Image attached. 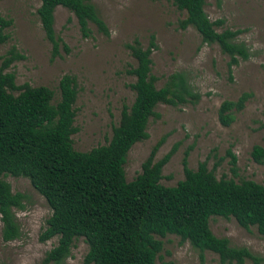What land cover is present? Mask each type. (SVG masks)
Segmentation results:
<instances>
[{"label": "trees", "instance_id": "obj_1", "mask_svg": "<svg viewBox=\"0 0 264 264\" xmlns=\"http://www.w3.org/2000/svg\"><path fill=\"white\" fill-rule=\"evenodd\" d=\"M184 17L177 22L180 29L192 27L203 44H215L227 55V70L250 56L248 46L237 39L240 29L215 27L222 19L209 20L203 10L204 0H172ZM71 12L82 38L89 37L88 23L107 35V27L97 15L90 0H39L36 15L53 55L59 43L66 46L53 31V12L57 7ZM10 19L0 16V44L8 35L3 31ZM149 35L143 47L137 38L126 43L133 66L125 72L134 77L129 87L134 93L129 105L122 104L118 122L112 126L104 144L86 151L72 147L70 135L76 132L72 107L76 88L72 75L63 74L57 82V97L43 85L15 84L14 74L4 72L13 61L23 58L14 47L0 56V236L9 241L19 236L14 209H23L24 195L11 192L5 175L27 178L44 198L50 209L39 241L56 237L41 264H63L70 254L74 239L81 237L87 250L83 264H167L156 256L162 243L158 237L168 234L187 241L198 251L217 255L220 264H243L261 259L245 247H235L225 237L210 231L212 216L232 217L242 228L255 227L264 236V185L252 180L216 179L201 161L195 169L187 166L186 152L181 159L182 178L173 186L159 183L161 168L174 147L160 158L154 153L162 143L160 137L152 146L138 172L126 181L123 171L126 154L132 144L147 137L150 117H157L159 104L177 106L193 102L197 94L184 71L169 73L161 86L151 73L150 53L156 47ZM16 92V93H14ZM249 93L242 92L234 100H222L217 108L218 122L228 126L233 111L242 109ZM230 171H235V155L227 150ZM250 157L264 163V149L253 145ZM215 166V165H214ZM202 257L200 256V259Z\"/></svg>", "mask_w": 264, "mask_h": 264}, {"label": "rangeland", "instance_id": "obj_2", "mask_svg": "<svg viewBox=\"0 0 264 264\" xmlns=\"http://www.w3.org/2000/svg\"><path fill=\"white\" fill-rule=\"evenodd\" d=\"M90 2L105 23L107 35L89 22L91 34L82 38L72 13L57 6L53 12V31L66 50L59 43L58 54L53 55L36 15L39 0H0V16L11 20L3 30L8 38L0 44V56L10 47L23 55L4 69L14 74L15 84L46 86L56 99L59 77L63 74L74 77L76 97L72 107L76 132L70 135L72 147L86 151L107 141L112 126L118 122L122 104L129 105L134 96L129 87L134 77L125 69L135 61L125 44L137 38L145 47L152 34L156 47L150 59L155 86H161L169 73L184 71L198 97L177 106L159 103L154 107L158 116L148 119L147 137L127 151L123 164L125 180L140 172L142 161L164 136L154 153V159H158L174 147L161 168L159 183L164 186H173L182 178L181 159L185 152L191 169L204 161L216 179L231 178L236 182L245 179L264 185V163L250 157L253 145L264 149V0H204L203 10L209 20H223L215 29H240L237 39L249 48V58L233 65L230 74L228 57L215 44L201 43L190 26L178 28L177 22L184 12L177 10L172 0ZM242 92L249 93L242 109L231 110L232 122L221 125L217 119L220 102L234 101ZM227 150L236 158L234 173L230 171ZM2 179L11 192L24 195V208L14 209L19 236L9 241H2L0 236V264H41L44 253L57 239L38 240L50 209L27 178L8 174ZM208 226L213 235L225 237L231 246L245 247L264 264V236L255 227L244 229L232 217L220 216L210 217ZM158 239L162 246L156 263L220 264L215 253L200 252L176 235ZM86 250L81 237L74 239L63 264H83ZM243 264L252 262L246 258Z\"/></svg>", "mask_w": 264, "mask_h": 264}]
</instances>
